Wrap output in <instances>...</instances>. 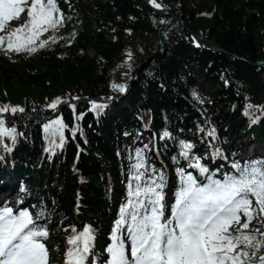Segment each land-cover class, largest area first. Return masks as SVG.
<instances>
[{
    "label": "trees",
    "instance_id": "obj_1",
    "mask_svg": "<svg viewBox=\"0 0 264 264\" xmlns=\"http://www.w3.org/2000/svg\"><path fill=\"white\" fill-rule=\"evenodd\" d=\"M73 1L78 17L66 25L61 42L42 50L35 59L0 57V104L20 105L26 112L34 107L41 113L55 97H62L61 103L97 97L110 94L113 81L131 82L132 92L125 104L131 109L124 105L125 99L99 112L87 113V104L77 109L63 107L60 116L69 125L64 130V162L60 154L53 164L45 160L39 167L36 163L45 144L40 124L32 130V140L22 141L14 153L19 162L12 174L30 176L29 183L39 190L49 187L47 195L58 200L56 216L57 212L62 218L71 215L77 188L81 187L88 211L98 218L104 231L109 213L108 173L117 181L116 148L123 130L135 132L140 119L135 113L141 108L153 110L156 122L166 110L174 120L183 119L187 124L196 114L189 103L190 91L195 89L205 98L209 117L223 121L235 132L240 126L247 128L242 112L246 98L262 105L254 112L264 111V67L250 63L264 58V0H157L162 5L158 9L174 13L206 41L250 62L206 49L208 42L194 40L172 16H159L143 0ZM165 25L169 28L160 30ZM201 78L204 81L199 85ZM77 120L80 132L73 141L69 129ZM258 131V136L264 137V115L256 126ZM75 143L87 149L77 164L86 178L82 186L71 170Z\"/></svg>",
    "mask_w": 264,
    "mask_h": 264
},
{
    "label": "snow or ice",
    "instance_id": "obj_2",
    "mask_svg": "<svg viewBox=\"0 0 264 264\" xmlns=\"http://www.w3.org/2000/svg\"><path fill=\"white\" fill-rule=\"evenodd\" d=\"M150 2L162 7L157 0ZM25 9L29 17L26 26L12 27L9 22ZM70 19L57 0H0V47L34 52L61 39L57 33ZM44 33H48L46 38H42ZM72 35L74 32L69 33ZM111 87L123 92L127 85L113 81ZM191 95L203 103L195 89ZM109 100L111 97L92 99L90 104L99 112ZM61 101L62 97H56L45 107L56 109ZM71 107L75 109L76 105ZM253 107L249 103L245 110L249 116ZM9 110L13 114L25 111L20 105H0V114ZM68 127L59 115L43 124L48 151L63 147L64 130ZM202 130L210 137L216 135L214 127ZM72 131L75 134L76 128ZM21 134L14 123L10 125L0 115V140L9 137L15 143ZM171 136L167 130L162 133V137ZM179 144L178 158L189 161L188 167L198 169L206 182L198 180L192 171L178 167L180 184L173 202L168 204L163 190L164 171L149 165L144 149L137 148L129 181L130 198L120 208L112 242L106 248L109 255L102 261L97 257L91 264H264V158L229 160L217 148L212 155L222 156L231 170L209 169L202 157L192 151V141L181 140ZM149 170L151 175H145ZM51 211L43 201L35 212L28 208L14 210L7 205L0 208V264H47L48 250L42 238L48 235V229L41 221ZM69 227L72 235L68 238L71 247L66 254L67 264H89L94 241L92 226L85 225L79 231L74 225Z\"/></svg>",
    "mask_w": 264,
    "mask_h": 264
},
{
    "label": "rangeland",
    "instance_id": "obj_3",
    "mask_svg": "<svg viewBox=\"0 0 264 264\" xmlns=\"http://www.w3.org/2000/svg\"><path fill=\"white\" fill-rule=\"evenodd\" d=\"M260 147H261V150H260V151H264V147H263V145H261Z\"/></svg>",
    "mask_w": 264,
    "mask_h": 264
},
{
    "label": "water",
    "instance_id": "obj_4",
    "mask_svg": "<svg viewBox=\"0 0 264 264\" xmlns=\"http://www.w3.org/2000/svg\"><path fill=\"white\" fill-rule=\"evenodd\" d=\"M159 14H163L161 11L158 12ZM178 21H180L179 19H177ZM182 22V21H181Z\"/></svg>",
    "mask_w": 264,
    "mask_h": 264
}]
</instances>
